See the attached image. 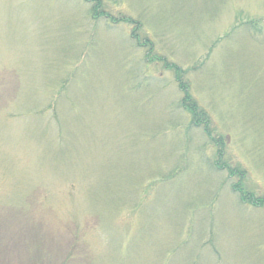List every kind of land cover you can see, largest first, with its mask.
<instances>
[{
  "label": "rangeland",
  "instance_id": "obj_1",
  "mask_svg": "<svg viewBox=\"0 0 264 264\" xmlns=\"http://www.w3.org/2000/svg\"><path fill=\"white\" fill-rule=\"evenodd\" d=\"M232 185L264 197V0H0V264H264Z\"/></svg>",
  "mask_w": 264,
  "mask_h": 264
},
{
  "label": "trees",
  "instance_id": "obj_2",
  "mask_svg": "<svg viewBox=\"0 0 264 264\" xmlns=\"http://www.w3.org/2000/svg\"><path fill=\"white\" fill-rule=\"evenodd\" d=\"M97 6L100 7V4H98V5L97 4H93V6H91V9L96 12V11H98L96 9ZM115 21H117V20L115 19ZM120 21H122V20H120ZM247 25H252V23H249ZM185 101L187 103V104H185V107L192 113L194 119L196 121H198V123H203V125L205 126V129L208 130V120H207V118H203V114L197 109L195 103L193 104V102L188 99V97H186ZM198 111H199V113H198ZM207 133H210V132L207 131ZM241 175H243V174L239 173V177ZM235 186L236 185H232V187H233L232 190L239 197V200H240L241 204H244V205L245 204H251V205L256 206V207L264 206V197L263 198H258L256 196H254L253 194L251 195L249 193H245L244 191H241L240 189H236Z\"/></svg>",
  "mask_w": 264,
  "mask_h": 264
}]
</instances>
